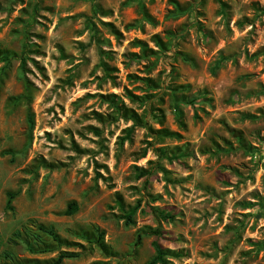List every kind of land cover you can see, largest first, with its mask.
<instances>
[{
  "label": "rangeland",
  "instance_id": "rangeland-1",
  "mask_svg": "<svg viewBox=\"0 0 264 264\" xmlns=\"http://www.w3.org/2000/svg\"><path fill=\"white\" fill-rule=\"evenodd\" d=\"M3 53L0 264H264V0H0Z\"/></svg>",
  "mask_w": 264,
  "mask_h": 264
},
{
  "label": "trees",
  "instance_id": "trees-1",
  "mask_svg": "<svg viewBox=\"0 0 264 264\" xmlns=\"http://www.w3.org/2000/svg\"><path fill=\"white\" fill-rule=\"evenodd\" d=\"M11 61V56L8 53H3L0 55V63L1 62H5V63H10ZM131 119L135 120V122H138V117H136L135 115L131 116ZM11 197H13V195H11ZM7 208L11 210V201H8L7 204ZM78 211V204L77 202H71L69 203L66 211L64 212L65 216H72L74 214H76ZM135 214V209H133L127 217V222L130 224L133 223L132 218L133 215ZM159 218H161L164 221H168V220H173V216L170 213H167L165 211H160L158 210L157 212ZM38 230L39 232L42 234V237H48L49 239H51L53 241L54 244H61V239L60 237L57 235V233L55 232L53 227H46L43 225H39L38 226ZM28 234L26 235V238L24 240V242L26 243L27 246V250H29L32 253H48L53 251L55 248L54 244H48L46 241H41L37 238L36 233L33 232H27ZM32 233V234H31ZM148 235H154V236H161V232L159 230H155V231H150L149 233H146ZM22 235H18V237H21ZM141 238V236H140ZM139 238V239H140ZM31 240H35V242L31 243ZM154 248L156 251V256L151 260V262L149 264H168L167 260L165 259L166 256L169 254L167 251H165L163 249V247L158 243L155 242L154 243ZM76 255H74L73 253H68V252H64L61 253L58 257V259L56 261H53L52 263H46V264H62L65 260L68 259H73L75 258ZM12 260V258H11ZM12 264H42L40 261L38 260H30L27 261L25 263H14V261L12 260Z\"/></svg>",
  "mask_w": 264,
  "mask_h": 264
}]
</instances>
